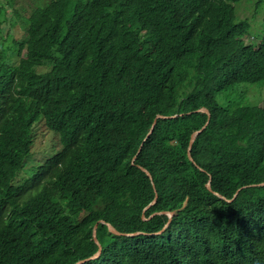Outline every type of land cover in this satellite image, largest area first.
<instances>
[{"label":"trees","instance_id":"1","mask_svg":"<svg viewBox=\"0 0 264 264\" xmlns=\"http://www.w3.org/2000/svg\"><path fill=\"white\" fill-rule=\"evenodd\" d=\"M237 1L0 3L26 23L0 47V264H264V105L218 100L264 82ZM39 120L59 147L31 163Z\"/></svg>","mask_w":264,"mask_h":264},{"label":"rangeland","instance_id":"2","mask_svg":"<svg viewBox=\"0 0 264 264\" xmlns=\"http://www.w3.org/2000/svg\"><path fill=\"white\" fill-rule=\"evenodd\" d=\"M1 0L0 2H3ZM30 5L26 9V14H29L33 0H23ZM7 10L11 9V6L6 3ZM235 7V19H248L250 22L249 34L245 37L246 42L257 44L264 34V0H239L234 3ZM23 11L18 14L10 13L8 18L1 22L0 29L4 36L0 47L3 48L7 44V39L14 36H21L26 31L24 17H22ZM13 59L17 60V57L7 52ZM229 99H240L242 104H255L264 105V82L256 83H240L234 86L228 93L220 94L218 100L224 103ZM33 144H32V156L30 162L40 161L44 158V155L51 151L53 152L57 147V136L47 128L43 120H39L33 126ZM50 152V153H51ZM170 215V214H169ZM97 223H95L96 225ZM94 225V226H95Z\"/></svg>","mask_w":264,"mask_h":264},{"label":"water","instance_id":"3","mask_svg":"<svg viewBox=\"0 0 264 264\" xmlns=\"http://www.w3.org/2000/svg\"><path fill=\"white\" fill-rule=\"evenodd\" d=\"M196 112H204V113H206V114H207V121H206L205 124L201 127V129H199V130H197V131H194V132L191 134V136H190V141H189V146H188V157H189L190 160H192L191 155L189 154V149H190V147H191V144L193 143V141L195 140V138L197 137V135H198V134H199V133H200V132L206 127V125H207V123H208V120H209V117H210L208 110H207L206 108H204V107H201V108L197 109ZM175 116H177V114L167 115V116H165V115H159V114L156 115V117L154 118V120H153V122H152V125H151V128H150V131L147 133V136H146V137H148V135L151 133V131H152V129H153V126H154V124H155L157 118H166V117L173 118V117H175ZM146 137H145V139H146ZM145 139H144V140H145ZM141 146H142V143H141V145L139 146V148H138L136 154L133 156L132 160H134L135 157H136V155L140 152V150H141ZM140 168H141V169H142L147 175L150 176L149 172L146 171V169H144V168H142V167H140ZM260 185H264V182H263V183H260ZM208 187H209V185H208ZM155 199H156V196L154 197V199L152 200V202H151L149 205H151L152 203H154V202H155ZM149 205H148V206H149ZM169 214H170V215H169ZM168 215L171 216V215H172V212H168ZM100 222H102V223L104 222V223L106 224L107 228H108L111 232L119 233V232L116 231V230L114 229V227H113L111 224H109L108 222H105V221H103V220H100ZM96 226H97V224L93 227L92 237H93V240H94L96 243H98L97 238H96V235H95V229H96ZM124 234H129V235H130V234H136V233H124ZM97 254H98V252H97L96 254H94L92 257L97 256ZM82 261H83V260H80V261L77 262L76 264H78V263H80V262H82Z\"/></svg>","mask_w":264,"mask_h":264},{"label":"clouds","instance_id":"4","mask_svg":"<svg viewBox=\"0 0 264 264\" xmlns=\"http://www.w3.org/2000/svg\"><path fill=\"white\" fill-rule=\"evenodd\" d=\"M1 1V0H0ZM1 3V2H0ZM263 183V182H262Z\"/></svg>","mask_w":264,"mask_h":264}]
</instances>
